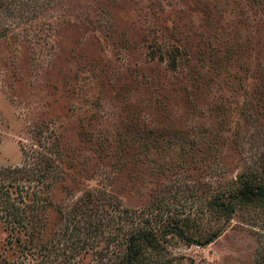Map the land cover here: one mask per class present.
I'll list each match as a JSON object with an SVG mask.
<instances>
[{
	"label": "rangeland",
	"instance_id": "1",
	"mask_svg": "<svg viewBox=\"0 0 264 264\" xmlns=\"http://www.w3.org/2000/svg\"><path fill=\"white\" fill-rule=\"evenodd\" d=\"M34 150L59 165L45 236L10 242L0 223V264L112 255L107 235L77 245L81 203L178 222L193 241L168 234L162 264H258L257 212L227 221L211 201L264 174V0H0V167Z\"/></svg>",
	"mask_w": 264,
	"mask_h": 264
},
{
	"label": "trees",
	"instance_id": "2",
	"mask_svg": "<svg viewBox=\"0 0 264 264\" xmlns=\"http://www.w3.org/2000/svg\"><path fill=\"white\" fill-rule=\"evenodd\" d=\"M57 170L59 165L53 159L43 151L35 150L30 154L26 153L25 163L21 166L0 167V223L8 232L10 242L35 245L36 241L43 240L46 223L38 221L37 212L45 211L50 205L49 195H46V192L55 183L53 181L55 177L51 174ZM80 205L75 211L80 217V223H76L78 226L76 232L78 231L80 237L76 242L77 245L84 248L91 244L89 239L95 234L93 244L107 235L109 240H121L120 245L123 246V250L117 255H114L116 252L114 247L120 246L116 244L117 242L116 245L113 244L112 255L106 247L101 248L97 251L98 264H162L155 260L154 256L157 252L170 253L168 234H173L174 237L188 243L193 241L178 222L171 226L168 224L170 221L163 217L161 220L164 221L165 230L158 232L153 227L148 229L147 223L151 220L148 219L146 222L142 213L98 209L95 210V214H91L90 211L93 210L89 211L82 203ZM211 207L221 213L227 221H230L240 210L246 212L254 210L257 215L250 219L253 225L249 226L256 228L255 222L261 220L260 237L264 240V174L240 175L236 180L228 183L225 191L213 197ZM81 215L85 216V219L95 215V219L83 221L81 224ZM222 233L223 229L214 231L204 243L200 244L208 245L218 239ZM144 249H148L149 253L145 254ZM258 264H264V253Z\"/></svg>",
	"mask_w": 264,
	"mask_h": 264
}]
</instances>
